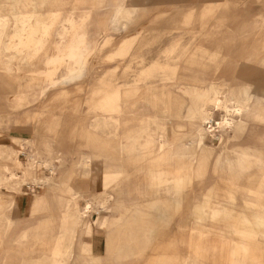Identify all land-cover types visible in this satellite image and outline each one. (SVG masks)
I'll list each match as a JSON object with an SVG mask.
<instances>
[{"label":"rangeland","instance_id":"obj_1","mask_svg":"<svg viewBox=\"0 0 264 264\" xmlns=\"http://www.w3.org/2000/svg\"><path fill=\"white\" fill-rule=\"evenodd\" d=\"M143 35L152 42L138 49ZM221 41L227 55L209 47ZM263 61L264 0H0V232L6 218L11 222L0 264H264V188L256 182L264 177V148L238 182L224 172L207 173L202 186L198 178L181 179L184 139L209 125L200 124L203 109L214 127L224 114L206 105L194 77L200 64L215 77L242 75L264 98ZM166 64L175 70L170 87ZM114 83L125 89L117 113L109 97ZM152 93L161 108L151 107ZM246 114L233 113L227 133L215 129L234 149L264 129L253 132L261 124L250 125ZM116 130L123 142L144 145L139 162L124 163L127 179L141 180L124 179L126 213L114 196L91 192L84 174L101 165L91 138L110 140ZM204 142L216 155L225 150L208 134ZM53 200L66 203L62 221L48 219ZM117 209L118 221L109 213ZM130 216L139 224L129 226L132 243L122 250L118 238ZM87 226L92 234L81 235ZM76 231L87 247L82 256L70 250ZM189 254L193 259L182 261Z\"/></svg>","mask_w":264,"mask_h":264},{"label":"bare ground","instance_id":"obj_2","mask_svg":"<svg viewBox=\"0 0 264 264\" xmlns=\"http://www.w3.org/2000/svg\"><path fill=\"white\" fill-rule=\"evenodd\" d=\"M55 10H58V9H55ZM57 13L58 12L56 11H53L51 13L53 17L52 20L56 19V17L58 16ZM23 20H24L23 30H25V27L27 26L26 24L29 21V17L26 15H23ZM69 20L72 21L71 19ZM41 23H42L43 32H46L47 23L46 24H44L43 22ZM151 38L152 36L150 35H143L139 43L137 44V48L141 49L143 44L151 43L152 41L149 40ZM209 47L213 49H217L221 53V56L227 55V53H229L230 51V46L228 42L226 41L219 42L217 45H215V47L214 46H209ZM70 51L75 52L76 49L73 47V48H70ZM70 54L72 53L70 52ZM86 56L87 55H85V57ZM54 59L55 58L50 60L48 64L52 63ZM263 65H264V61H263ZM162 68L170 70V72H168L163 77V81L166 82L165 87L173 86L174 83L169 82V81L170 80L173 81L175 79L176 77L174 75L175 70L168 64L164 65ZM115 73L116 71L113 72L114 81H115ZM194 77L196 81L200 85L204 86L203 88H205L204 94L206 97V101H205L206 105H212L213 107H215V110L219 108H223L224 114H222L221 120L217 121L216 127H214L210 124V121L212 119V114L209 113L207 108L203 109V119L200 121V124L203 125L204 123L206 124L208 123L209 125H207L204 128L203 130L204 133L198 130L197 132H195V134L190 135V136L187 135V137L184 139V143L182 144L181 148L185 150L186 153L184 154V158L182 156V159H183L182 163L184 164L183 165L184 173L181 179L184 182L186 181L185 184H190V182L193 180V179L191 180L192 177H195L196 179L198 178L199 180V179L205 178L206 177L205 175L207 173H212L213 175H217V173L219 172L220 173L224 172L227 174L226 180H228L231 183L238 182L244 176H246L245 174L247 173V171L250 170V164L256 162L255 160L252 159L251 156H255L259 160L263 153V148H264V129L263 128L264 126L262 125H264V98L258 96L257 85L252 82L250 83L245 82L242 75L241 76L235 75V76L230 77V74L223 73L215 77V74H213V72L211 71L210 65H208V63H205V62L200 64V68L197 69V73L195 74ZM119 88H120L119 85L114 83L113 89L111 91V95L109 96L111 103L113 104V110L115 113L118 112L119 106H120L119 101L121 99V93L119 91ZM209 92L210 94L208 95ZM41 95H43V91ZM153 95L154 94L152 93L149 96L151 97L150 105L151 107L155 109V108H158V105H157L158 102L156 98L153 97ZM257 103L259 104V106H258V110L256 111L255 106ZM163 105H164L163 108H167L168 103L164 102ZM243 109H246L248 111V114L246 115H247V118H249V120H252L254 123L261 124V125L256 126L253 123L254 125L253 132H257V130L263 129L262 132H258L257 137L250 138L248 142L249 144H252V146H254L256 149H258L257 153L249 152V150L247 149H234L232 148L233 143H230L227 137L221 139L220 138L221 136L216 135L215 133V129H218L224 133H227L232 125V114L240 113L242 112ZM52 131H53L54 137L56 138L57 143L60 146L61 142L59 138L60 137L59 131L57 130V128H53ZM118 131L116 130V133ZM164 131L165 130H162L161 133L159 134V138L162 140H164L166 136V133ZM121 133H122V130L121 132L117 133L116 137H113L110 140L97 139L94 136L91 138V142H90L91 146L95 148L96 150L100 151L101 158H99L98 163L101 165H98V167L93 166V164H91V166L89 167L87 166L84 174H86V176L89 177V180L91 183L90 184L91 192L105 193V194H108V196H114L117 199V205L122 206L124 209L123 212L125 211L126 213L127 207H126L125 199L127 197H125L126 195L124 194V190H125L124 179L129 180L130 182H133V183H138V180L141 183V180L139 178L127 179V171L125 169L124 163L127 159L128 160L133 159L134 161L139 162V160L142 159L141 157H144L145 154H144L143 144L136 141L135 138L127 142H123L125 138H124V135ZM206 134H208L212 138V141L214 143H219V144L223 143V145L225 146V150L223 151L222 154L220 153L216 155L214 152L206 148L205 142H204ZM250 141H252V143ZM230 144H231V147L229 146ZM192 145L196 146L197 149L196 150L194 149L190 153L189 151L191 150ZM194 162L197 166V167L195 166L196 167L195 171L192 168L193 166L192 163ZM192 171L195 173V176L192 175L193 173ZM179 181L180 180L178 176L175 178V186H178L180 184ZM73 187L75 188V186ZM259 187H262V189L264 188V177L259 178ZM72 190H73L72 188H69L65 192L71 193ZM115 193H118V194L116 195ZM51 207H52V210L49 212L50 216L48 217L50 221L51 220H54L57 222H59L60 220L62 221L67 215L66 203L62 201L53 200L51 202ZM90 208H91V201L87 199L86 206L82 214L85 215L87 210ZM77 212H81V211L77 210ZM109 213L112 217H115V220L117 221L123 217V213L120 209L113 210ZM126 222L128 223V226L120 231V235L118 238L119 248L122 250L129 249L132 243V239L129 236V230L132 227H135L137 224H139L138 221H136L131 216L128 217ZM10 223H11L10 219L6 218V224L4 225V228H2V231L0 232V233L4 232L3 234H1L0 246L4 240V236L7 235ZM76 225L79 229L80 224L76 222ZM129 226H132V227H129ZM92 232H93L92 228L87 226L82 229L81 235L90 236ZM197 233L199 234V232ZM87 236L86 238H88ZM77 237H78V232L76 231L74 233L75 240H73L70 250L72 252L76 246L77 250L79 251L78 253H80L78 255L82 256L83 254H85L87 247L84 243H82L85 241H80V239L77 241ZM90 241H86V242H90ZM148 241H149L148 239H145L143 243L145 245L144 247L148 245ZM108 242L106 243L107 246L112 244L111 240H109ZM189 258L193 259L192 254L183 256L182 261L183 259L184 261H189Z\"/></svg>","mask_w":264,"mask_h":264},{"label":"crops","instance_id":"obj_3","mask_svg":"<svg viewBox=\"0 0 264 264\" xmlns=\"http://www.w3.org/2000/svg\"><path fill=\"white\" fill-rule=\"evenodd\" d=\"M116 74H117V72L115 73V76H116ZM123 90H125V89H122L121 87L119 88V91H120V92H123ZM258 106H259V104L257 103L256 106H255V110H256V111L258 110ZM158 107H159V106H158ZM159 108H161V106H160ZM250 122H251V123H250ZM252 123H254V122H253L252 120H249V124L252 125ZM252 127H254V126H252ZM245 139H246V140H250V137H249V138L247 137V138H245ZM242 146H244V145H242ZM249 146L253 147V151H256V150L258 151V149H256L254 146H252V145L249 144V143H248V147H247V146H246V147L244 146V147H242V148L247 149V150L250 151ZM248 148H249V149H248ZM257 179H258V181H256V182H257L258 185H259V178L257 177ZM201 180H203V181L198 180L199 182H197L196 185L201 184V186H202V185H204L205 183H207V182L204 181V178L201 179ZM192 189H193V188H192ZM207 193H209V190L207 191ZM205 194H206V193H205Z\"/></svg>","mask_w":264,"mask_h":264}]
</instances>
